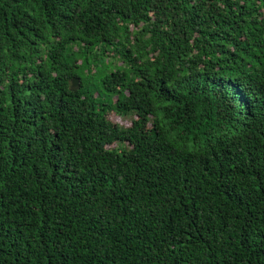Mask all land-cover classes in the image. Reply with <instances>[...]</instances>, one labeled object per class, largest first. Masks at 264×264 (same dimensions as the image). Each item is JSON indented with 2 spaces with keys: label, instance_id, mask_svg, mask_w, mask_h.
Returning <instances> with one entry per match:
<instances>
[{
  "label": "trees",
  "instance_id": "1",
  "mask_svg": "<svg viewBox=\"0 0 264 264\" xmlns=\"http://www.w3.org/2000/svg\"><path fill=\"white\" fill-rule=\"evenodd\" d=\"M0 264H264V0H0Z\"/></svg>",
  "mask_w": 264,
  "mask_h": 264
},
{
  "label": "water",
  "instance_id": "2",
  "mask_svg": "<svg viewBox=\"0 0 264 264\" xmlns=\"http://www.w3.org/2000/svg\"><path fill=\"white\" fill-rule=\"evenodd\" d=\"M71 83H72V85H74V83H76V81L71 80Z\"/></svg>",
  "mask_w": 264,
  "mask_h": 264
}]
</instances>
